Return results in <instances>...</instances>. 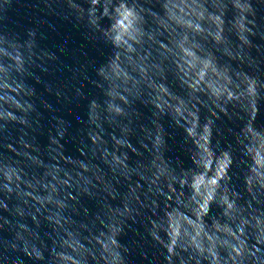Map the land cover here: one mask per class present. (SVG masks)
Wrapping results in <instances>:
<instances>
[{
  "label": "water",
  "instance_id": "obj_1",
  "mask_svg": "<svg viewBox=\"0 0 264 264\" xmlns=\"http://www.w3.org/2000/svg\"><path fill=\"white\" fill-rule=\"evenodd\" d=\"M0 264H264V0H0Z\"/></svg>",
  "mask_w": 264,
  "mask_h": 264
}]
</instances>
